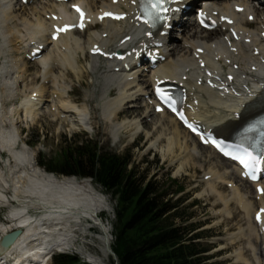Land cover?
I'll use <instances>...</instances> for the list:
<instances>
[{"label":"bare ground","instance_id":"6f19581e","mask_svg":"<svg viewBox=\"0 0 264 264\" xmlns=\"http://www.w3.org/2000/svg\"><path fill=\"white\" fill-rule=\"evenodd\" d=\"M182 1V5L196 6L193 14L191 10L187 11L183 14L187 15L184 20L180 16V9V14H169L168 22L159 31L152 32L150 28L137 23L135 17L139 0H135V3L133 0H118L116 4L110 0H85L83 4L87 8L86 22L89 27L96 28V16L102 13L103 6L125 14L126 18L119 23L99 22L102 31H88L85 39L76 36L84 32L72 31L59 35L56 42H52L48 36L50 24L53 23L51 15L62 20V11L70 13L67 5L49 0H28L26 4L19 0H0V148L9 153L13 160L12 165L9 162L3 170L0 169V205H10L9 218L0 223V233L6 235L10 231H21L20 237L11 246L5 250L0 247V254L16 256L15 264H30L32 261L33 264H45V253L49 247L66 244L68 222L77 219L79 213L92 216L99 208L97 205L101 201L96 193L84 185L87 179L64 177L59 180L35 164V151L25 141H22L20 150L15 145L21 134L17 125L33 123L43 114L56 117L70 126L91 125L90 109L87 103L76 102L77 99L70 96L65 83L67 77L71 76L78 82L82 76L94 74L101 66L105 68L102 73L104 89L97 106L103 121L110 124L113 141L117 140L119 133L136 125L126 121L113 124L118 113L121 115L128 110L127 107L123 110L127 103H130L128 108H134L129 112L138 113L136 110L139 108L142 110V106L136 105L137 101L144 98L150 100L153 85L161 80L167 85L179 87L186 98L184 109L189 118L219 137L230 135L250 119L264 113V8L253 6L248 0L210 1L206 6L194 0ZM235 6L243 11H235ZM199 9L214 19L218 18L214 16L215 12L233 19L239 41H230L225 37L227 34L222 29L223 24H218L210 33L199 29L195 22ZM250 15L254 17L252 22L247 21ZM174 20L181 31L180 35L174 37L172 29L168 30L166 36H161L166 25ZM125 38L128 41L123 42ZM155 43L164 44V48L154 46ZM95 47L103 54L90 57L87 65L82 66L79 55L86 52L89 56V51ZM39 48V57L31 58L30 53ZM198 49L202 51L201 54L197 53ZM22 50L25 54L21 59L18 53H22ZM142 50L151 53L158 50L163 61L146 69L144 64L137 67L133 57ZM116 52L126 54L124 60L117 63L110 60L108 56ZM128 52L132 55L127 56ZM27 62L39 66L38 75L42 83L30 88L28 95L24 94L17 105L6 109L7 100L17 97L21 92L19 90L27 87L21 84L24 88L20 89L18 85L24 81ZM31 76V82L38 79L35 74H30L27 80ZM141 80L143 86L139 85ZM208 83L222 90L208 87ZM113 92L115 95L111 97ZM148 103L146 100L144 119L157 116L155 124L151 120L154 130H159L156 140L166 141L164 148L167 154L176 151L184 154L181 169L189 165L192 159L210 163L212 159L219 158L226 167L231 166L229 161L220 158L209 147L201 146L166 113L156 114L153 105L150 110ZM201 149L207 153L202 154ZM220 169L221 166L211 164L204 174L209 192L219 197L217 186L229 185V197L219 199L224 201L225 207L230 202L235 203L247 216V226L251 222L253 229V234L248 232L251 227H247L242 234L239 230L227 241L234 243L248 235L250 239L244 243L252 254L254 264H264V215L262 226L257 227L252 220L258 208L264 209V195L252 196L250 192L242 190L241 185L247 190L254 185L242 181L233 168L223 173ZM261 183L264 188V181ZM9 198L14 204H10ZM33 205L43 211L42 214L37 211L39 217L26 213L28 209L35 210ZM41 215L46 219L42 220ZM50 218H57V222L47 221ZM235 257L238 258V253ZM243 259L239 262L250 263Z\"/></svg>","mask_w":264,"mask_h":264},{"label":"rangeland","instance_id":"374dc122","mask_svg":"<svg viewBox=\"0 0 264 264\" xmlns=\"http://www.w3.org/2000/svg\"><path fill=\"white\" fill-rule=\"evenodd\" d=\"M195 8L196 6L191 9L192 14ZM186 17L183 16L184 19H186ZM95 30L100 32L102 31V27H91L84 33L76 36L81 39H85L88 31ZM172 34L174 37H178L180 35V31L177 28V31L173 30ZM202 35H204V33ZM171 42L174 41L171 40ZM24 54L25 52L22 50V53H18V57L22 59L24 58ZM79 58L82 66L84 67L87 65V61L90 60V56H88L86 52H84V55H79ZM26 65L27 71L25 73L26 75L24 74L25 84L23 81L19 82L18 85L20 89L24 88L23 85H27V87H25L24 90H19L22 94L20 92L17 97L7 100L6 109H11V106L13 107L14 105H17L21 98L24 97V94L26 96L28 95L30 88L40 82L42 83L40 79L41 76L38 75L39 66L34 62H27ZM104 71L105 68L101 66V68L94 74L88 73L87 75L82 76L81 80L78 82H76L71 76L67 77L65 80L66 85H68L70 96H72L74 100L77 99L76 102L87 103L91 112V125L70 126L69 124L61 122L56 117L55 119L49 114L40 115L33 123L23 122L17 125L21 131L19 145L16 146L17 150H20L22 141H25L29 148L35 151L34 161L36 164V160L38 158L47 161L50 158L56 157L59 149L63 145L65 140L64 138L68 140L69 138L72 139L73 136H78L82 139L87 138L99 141L100 145L107 146L110 151L119 155L125 154L129 151L131 156L130 167L134 173L137 175H145L146 179L154 182L157 187L167 190L169 198L173 202H176V214L169 216L170 218L166 221V223L172 224L173 226H180L183 231L190 233L189 236L198 235L199 238L195 239L193 242L199 244V249L207 250V252L204 253L205 258H207L205 264H244L243 262H239L244 261L243 257L251 264H254L252 254L246 249V244L244 243L245 240L248 243V239H250V237H247L248 235L240 237L239 241H235L234 243L227 241L229 237L234 235L233 233H236L239 230H241V234L242 232H246L247 227H251L248 229V232L252 233L253 229L250 224L251 222L248 223L247 226V216H244V213L235 203L230 202L225 207L226 204L224 201L219 199V197H222L223 199L229 197V185L222 184L220 187L217 186L216 191L220 195L219 197L215 196V194H211L209 192L210 190L207 188L206 184V181L208 180L207 177L204 176L211 164L218 167L221 166L222 169L219 171L222 173L227 169L231 170V167H226V165L223 164L219 158H214L210 161V163L192 159L189 165H186L185 167L183 166L181 169L180 164L185 161L183 159L184 154L177 151L171 155L167 154L165 151L166 141L164 139L156 140L159 130H154L151 120L155 124L158 120L157 116L154 118L150 117L148 119H144V106L146 104V98L137 101L136 105L142 106V110L141 108L136 110L137 112L139 111L138 113L129 112V110L134 109L132 107L128 108L130 103H127L123 107V110L124 108L126 109V107L128 109L127 111L124 110V114L119 115L118 113L114 119L117 120L113 121V124L126 121L129 123H136V125L134 124L127 130L119 133V137L117 135V140L113 141L112 136L110 135V124L103 121L100 110L97 106V103L101 100L100 97L104 89V80L102 78V73ZM30 74H35L38 79L31 82L30 79H33V76H31L27 80L26 77L30 76ZM139 85L143 86L142 80L139 82ZM139 85L138 87H140ZM113 93L110 95L111 97L115 95V93ZM99 107H101V103L99 104ZM149 109L151 110V106H149ZM45 113H47V111ZM134 132L135 135L133 134ZM0 151L2 152V154L0 152V169L3 170L9 162L12 165L13 160L9 153L1 148ZM201 152L202 154L207 153V151L202 149ZM55 177L59 180L64 178L58 176ZM170 179L172 181H170ZM84 185H88L91 191L93 189L101 201L98 203L97 207L103 210L101 213L103 227L98 226L89 233L84 232L83 235L85 236L78 234L75 247L70 248L67 253L76 256L77 259L81 261V264H83V262L85 263L84 259L86 256H91L95 262L98 261V264H110L112 260H115L111 253V246L113 244L112 224L115 222L113 211L114 204H112L109 195L104 193L102 189L92 181L87 180ZM240 188L250 192L251 195L254 196L252 187L247 190L244 185H241ZM94 192H92V194ZM0 207V223H4L9 218L10 205H1ZM33 207L35 210L30 209L29 212L34 215H38L37 217H39L40 215L37 214L39 209L35 205H33ZM104 208H110V211H104ZM39 212L42 214L43 211L39 210ZM227 212H229V214H227ZM44 219L46 218L43 217L42 220ZM47 221L56 223L57 218H50ZM247 222H249V220ZM106 231H108V233H106ZM1 236H3V234L0 233V237ZM237 253L238 261L235 257ZM250 263L245 262V264Z\"/></svg>","mask_w":264,"mask_h":264},{"label":"trees","instance_id":"16d2710c","mask_svg":"<svg viewBox=\"0 0 264 264\" xmlns=\"http://www.w3.org/2000/svg\"><path fill=\"white\" fill-rule=\"evenodd\" d=\"M56 157L38 158L46 172L64 177L90 178L114 203L110 264H205L207 250L193 242L180 226L166 221L176 214V202L164 188L131 169L128 151L119 155L93 139L64 138ZM170 181H172L170 179ZM53 264H81L72 254H56ZM84 264V263H83Z\"/></svg>","mask_w":264,"mask_h":264},{"label":"snow or ice","instance_id":"6c2138e0","mask_svg":"<svg viewBox=\"0 0 264 264\" xmlns=\"http://www.w3.org/2000/svg\"><path fill=\"white\" fill-rule=\"evenodd\" d=\"M135 3V0H133ZM163 0H147V4L149 7H151L153 10H155V15L153 13L147 12V8H145V13L152 18L154 15V19H161L158 15L161 4ZM75 10L80 13V23L78 25H64L63 27H58L56 29V33H63L69 31L73 27H79L80 29L84 28V13L79 8L78 5L73 6ZM164 11H168V9H163ZM239 11H243V9H238ZM203 16V13L200 14ZM104 17H112L113 19H123L120 15H114L110 12H105L100 17L103 19ZM55 18V17H54ZM139 19V17H137ZM249 19H252V17H249ZM145 23H148L149 20H145ZM201 23H203V20H201ZM228 23H232L231 20H228ZM205 27H208V25H205ZM235 35V33H233ZM58 38V36H53V39ZM94 53H100V49L98 47L93 48L92 50ZM197 51H200L198 49ZM103 54V53H101ZM122 58V57H121ZM201 66H203V62L201 61ZM231 78V77H230ZM156 95L158 99L165 104L173 113H175L180 120H182L185 125L191 129L194 133L200 136L201 140L205 143H211L213 146H215L225 157H229L234 161H238L240 165L243 166V168L246 170L243 174L245 176H248L252 181H257L259 179H262L264 177L258 176L257 173L260 171L258 167V161L255 156L252 155L251 152H248L247 150H234L233 146L225 144L223 141H219L216 139H212L211 137H205L202 135L197 127H195L192 123H189L187 118L184 116L182 111H178L177 109V100L172 97L170 93L165 91L163 88L157 86L155 89ZM157 111H163V108L157 107ZM261 123H264V121H261ZM257 191L260 192L262 195H264V188H257ZM262 215H264V209H261L259 213H257L256 219L259 221L262 218Z\"/></svg>","mask_w":264,"mask_h":264},{"label":"water","instance_id":"95a60500","mask_svg":"<svg viewBox=\"0 0 264 264\" xmlns=\"http://www.w3.org/2000/svg\"><path fill=\"white\" fill-rule=\"evenodd\" d=\"M21 231L15 230L5 236H3L0 240V246L4 249L8 248L10 245H12L15 240L20 236Z\"/></svg>","mask_w":264,"mask_h":264}]
</instances>
